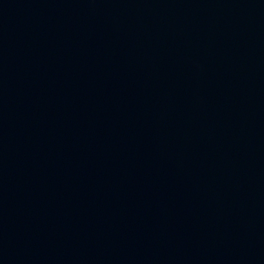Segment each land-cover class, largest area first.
Listing matches in <instances>:
<instances>
[{
    "label": "water",
    "instance_id": "1",
    "mask_svg": "<svg viewBox=\"0 0 264 264\" xmlns=\"http://www.w3.org/2000/svg\"><path fill=\"white\" fill-rule=\"evenodd\" d=\"M0 264H264V0H0Z\"/></svg>",
    "mask_w": 264,
    "mask_h": 264
}]
</instances>
